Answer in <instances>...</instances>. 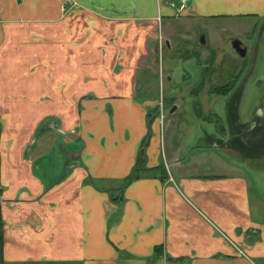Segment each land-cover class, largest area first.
Returning <instances> with one entry per match:
<instances>
[{
    "label": "crops",
    "instance_id": "crops-1",
    "mask_svg": "<svg viewBox=\"0 0 264 264\" xmlns=\"http://www.w3.org/2000/svg\"><path fill=\"white\" fill-rule=\"evenodd\" d=\"M244 17L264 0H0V264H264L261 200L171 171L146 83L161 19Z\"/></svg>",
    "mask_w": 264,
    "mask_h": 264
},
{
    "label": "rangeland",
    "instance_id": "rangeland-1",
    "mask_svg": "<svg viewBox=\"0 0 264 264\" xmlns=\"http://www.w3.org/2000/svg\"><path fill=\"white\" fill-rule=\"evenodd\" d=\"M225 19L227 18L197 21L198 23L195 26L193 24L188 26L183 19L164 18L160 21L158 35L160 34L164 38V34L167 35L175 31L185 44H195L190 42L196 39L200 42L204 39L207 44L204 47L206 52L208 46L211 49L229 46L232 38L235 36L240 37L238 36L240 33H244L255 26V21L247 17L236 18L231 21ZM190 37H193V39L190 40ZM242 38L244 39V37ZM163 47L160 49H163ZM155 48H157L154 56L155 61L149 66L151 73L146 82L150 81L147 95L150 100H153L155 106L163 96L166 98L173 97L180 105L179 110L171 115H168L169 111L164 112L162 150L164 151L163 159L165 163L170 164L171 171L175 174H177L178 168L172 163L179 162L178 166L186 174L190 173L192 175L193 172L209 176L228 174L244 178L253 202H257L256 198H259L264 207V156L254 157L250 161L244 162L242 157L215 148V143L208 140L207 134L211 133L213 136L214 133H218L217 123L210 122L207 118L201 116L197 108L198 98L193 97L191 93L193 85L198 82L199 78L197 60L192 58L186 62L185 71L180 70V63L175 61V69L171 71L172 59L169 60L168 52L163 51L161 54L162 50L159 51L158 49V41L155 42ZM162 70L164 76H161ZM168 75L172 76L173 82H169ZM184 76H187L188 79L184 80ZM182 89L187 93L190 92V95L187 94L184 101L181 100V94L178 95ZM227 99L228 96L216 98L215 95H211L203 101V106L209 112H213L221 118L223 127L225 125L223 120L227 116ZM154 113L160 118L161 113L157 109ZM257 206H259V203H253V215L255 216L257 215Z\"/></svg>",
    "mask_w": 264,
    "mask_h": 264
},
{
    "label": "flooded vegetation",
    "instance_id": "flooded-vegetation-1",
    "mask_svg": "<svg viewBox=\"0 0 264 264\" xmlns=\"http://www.w3.org/2000/svg\"><path fill=\"white\" fill-rule=\"evenodd\" d=\"M178 14L179 11H177ZM184 23L195 26L198 22ZM180 25L184 26L183 24ZM263 30L264 17L259 22H255L254 27L240 33L238 35L240 37L235 36L232 38L229 46L226 45L220 49H211L208 46L206 52L204 47L207 44L204 39L200 42L197 39L190 42L197 43L195 46V44H185L175 31L167 35L164 34V38L162 36L164 47L161 54L163 51L168 52L169 60L172 59L171 71L175 69V61L180 63V70L185 71L186 62L192 58L197 60L199 78L198 82L193 85L191 93L193 97L198 98L197 108L201 116L207 118L210 122L217 123L218 127V133H214L213 136L211 133L207 134L208 140L213 141L214 146L220 151L242 157L244 162L250 161L254 157L264 156V97L262 96L261 99L258 94L261 83H258L255 91L250 93V100L243 103V97L246 94L244 85L251 73L258 47L262 42ZM192 39L193 37H190V40ZM163 67L162 65V69ZM162 73L164 74L163 70L161 76H164ZM168 79L169 82L174 81L171 75H168ZM187 79L188 77L184 76V80ZM180 94L181 100L184 101L187 94L190 95V92L187 93L182 89L178 95ZM211 95H215L216 98L228 96L227 116L223 120L224 127L221 124V118L213 112H209L203 106V101ZM179 106L178 101L174 100L173 97L166 98L163 96L156 105L161 116L159 118L153 113L152 118L163 120L165 117L164 112L169 111L168 115H171L179 110ZM120 198H123L122 194Z\"/></svg>",
    "mask_w": 264,
    "mask_h": 264
},
{
    "label": "water",
    "instance_id": "water-1",
    "mask_svg": "<svg viewBox=\"0 0 264 264\" xmlns=\"http://www.w3.org/2000/svg\"><path fill=\"white\" fill-rule=\"evenodd\" d=\"M261 41L262 42L260 43L256 53L253 68L244 85L246 94L243 97V103H247L250 100V93L255 91L258 83L262 84L258 89L259 97H261V99L264 97V30L261 35Z\"/></svg>",
    "mask_w": 264,
    "mask_h": 264
},
{
    "label": "trees",
    "instance_id": "trees-1",
    "mask_svg": "<svg viewBox=\"0 0 264 264\" xmlns=\"http://www.w3.org/2000/svg\"><path fill=\"white\" fill-rule=\"evenodd\" d=\"M143 162L142 161H140L139 162V164H138V166L139 167H137L135 170H134V172H133V174L131 175V177L129 178V180H128V183L132 180V179H137V178H139L140 176H138V172L139 171H145L146 169L144 168V167H142L143 166ZM156 170H159L160 171V177H161V179H165V177H163V170H162V167H158V168H156ZM124 188H121V189H119V191H121L122 192V190H123ZM120 196H121V194H120ZM120 196L119 197H117L114 201H118V202H121V200H122V198H120ZM161 252H162V250H161V248H156V255L157 256H159L160 254H161Z\"/></svg>",
    "mask_w": 264,
    "mask_h": 264
},
{
    "label": "built area",
    "instance_id": "built-area-1",
    "mask_svg": "<svg viewBox=\"0 0 264 264\" xmlns=\"http://www.w3.org/2000/svg\"><path fill=\"white\" fill-rule=\"evenodd\" d=\"M163 38H162V35H160L159 34V38H158V46H159V51L160 50H162V49H160V48H162L163 47ZM216 230H217V232L218 233H220L221 235H224L225 236V234L221 231V230H219L217 227H216ZM228 239V238H227ZM229 240V239H228ZM230 241V240H229ZM232 243V245L241 253V254H243L244 255V252H243V250H241L237 245H235L233 242H231Z\"/></svg>",
    "mask_w": 264,
    "mask_h": 264
}]
</instances>
